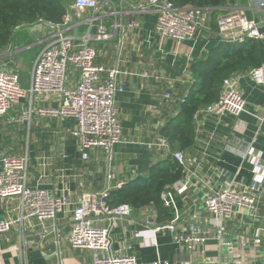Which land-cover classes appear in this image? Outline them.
I'll list each match as a JSON object with an SVG mask.
<instances>
[{
    "label": "crops",
    "instance_id": "crops-1",
    "mask_svg": "<svg viewBox=\"0 0 264 264\" xmlns=\"http://www.w3.org/2000/svg\"><path fill=\"white\" fill-rule=\"evenodd\" d=\"M59 1L67 12L74 2ZM112 1L119 11V21L125 27L115 32L111 26L113 17H102L113 37L105 41L92 40V43L97 50V65L127 72L120 75V79L126 81V91L119 95L116 103L123 142L114 147L111 156L104 149H93L84 160L79 141L72 134L77 124L75 119L34 116L29 121L11 122L7 115L0 117V154L9 151L28 155L31 184H35L39 176L40 157L49 156L51 165L41 187L55 194L66 192L74 201L106 189L114 192L133 181H143L154 169L162 168L166 171L167 181H163L160 191L157 193L156 189L154 196L145 203H128L132 208L131 215L114 226V253L133 252L139 264H153L159 258L169 264H264V89L248 75L253 67L264 62V0H227L221 6L213 7L208 29H201L194 39L181 42L161 39L156 31L157 13L139 9L146 0ZM241 9L257 24L262 37H245L240 41L219 36L218 19ZM131 21L135 22L133 27L129 26ZM87 28L82 24L79 33L83 35ZM96 31L93 27L92 33ZM47 32L45 27L18 28L3 54L4 62L10 64L6 69L19 77L24 89L31 86L34 65L47 42ZM225 44L246 45L245 67L234 70L224 80L225 83L229 77H240V90L247 100L246 111L238 118L232 115L218 117L204 114L207 105H203L188 122L173 129L178 125L176 119L186 98L198 86L194 64L209 60L213 49ZM20 65L26 68L25 86L20 79ZM79 80L78 69L70 65L67 85L75 87ZM169 93L172 98H167ZM59 104L58 96L28 94L9 115L22 114L30 106L57 107ZM162 138H168L170 146L155 145ZM249 145L259 154V159L254 162L243 161L232 149ZM176 151L185 154V164L175 158ZM255 168L260 175L253 172ZM187 169L195 173V188L185 194H175L176 207L166 205L161 198L162 191L183 179ZM230 182L261 192L259 218L236 216L220 231L204 206V194L209 184ZM18 207V199H0V218H18ZM177 214L180 215L179 232H190L194 226L213 238L192 252L184 249L168 230L155 234V226L168 223ZM99 224L107 226L108 219ZM47 227L49 233L45 242L41 240V227L28 229L25 234L15 224L10 231L1 233L0 264L23 263L17 246L24 239L27 264H52L59 251L66 264H92V250H75L69 244V217L61 215ZM256 249L260 250L259 257H256Z\"/></svg>",
    "mask_w": 264,
    "mask_h": 264
},
{
    "label": "built area",
    "instance_id": "built-area-1",
    "mask_svg": "<svg viewBox=\"0 0 264 264\" xmlns=\"http://www.w3.org/2000/svg\"><path fill=\"white\" fill-rule=\"evenodd\" d=\"M139 9L153 10L157 13V34L161 39L186 41L194 39L201 29H208L210 12L213 7H195L175 5L170 0H146ZM118 9L112 0H74L69 11L61 22H53L43 18L28 28L43 25L47 29V42L41 49L32 72V82L29 89H24L19 77L6 69L9 63L3 60V54L8 48L0 49V117L9 116L11 122L29 121L35 117H56L60 119L73 118L77 122L72 134L79 141V150L84 160L89 158L93 149H104L109 156L116 145L123 142L122 124L119 119L117 99L126 91V81L120 79L127 72L118 68L106 69L97 65L95 59L97 50L92 40L105 41L113 37L102 17H113L111 26L116 32L124 28L119 21ZM82 24L88 26L83 35L79 33ZM134 21L129 23L133 27ZM93 27L97 28L92 33ZM21 28V27H19ZM217 31L223 39L243 41L245 37L260 38L262 34L257 24L249 20L243 9L224 15L218 19ZM11 63V62H10ZM73 65L80 73V80L75 87H69L68 68ZM249 77L264 89V62L249 71ZM41 94L58 96L60 104L57 107H32L22 114H11L10 111L19 106L27 95ZM172 98V94H167ZM247 109V100L240 90V77H229L222 88L218 99L207 105L203 111L206 115L222 117L232 115L240 117ZM155 145L170 146L168 138H162ZM232 149L243 161L259 159V154L252 145L246 148ZM182 165L186 163L182 151L174 153ZM41 168L35 184H31L28 175L30 158L28 155H17L5 151L0 154V199H18L20 216L0 218V234L10 231L15 224L26 234L28 229L41 227V240L45 242L49 233L47 224L55 222L61 215L69 217L71 228L68 241L72 249L92 250V264H139L138 257L133 252L114 253L112 230L119 220L129 217L132 208L128 203L109 205V190H103L95 195H83L74 201L68 193H51L41 187L42 180L48 174L51 165L50 157L43 155L39 159ZM57 171L59 169H56ZM257 175V168L253 169ZM192 169H187L183 179L176 181L168 190L161 193L166 205L176 207L175 194H185L194 189ZM60 176H63L61 174ZM204 194V206L217 222L220 231L225 224L236 216L259 218V199L261 192L247 187H238L233 182L226 185L209 184ZM177 214L168 223L157 225L154 232L168 230L175 239L188 251L194 252L200 244H205L211 236L191 227L190 232H179ZM108 219V225L102 226L99 221ZM26 240L17 246L21 252L22 264H27ZM60 246V241L57 240ZM259 257L260 250H255ZM239 263H242L239 260ZM52 264H66L62 253H57V259ZM153 264H169L157 259Z\"/></svg>",
    "mask_w": 264,
    "mask_h": 264
},
{
    "label": "trees",
    "instance_id": "trees-1",
    "mask_svg": "<svg viewBox=\"0 0 264 264\" xmlns=\"http://www.w3.org/2000/svg\"><path fill=\"white\" fill-rule=\"evenodd\" d=\"M175 5L195 7H217L227 0H170ZM67 13V8L59 0H0V49L6 48L13 38L15 31L28 28L38 18L53 22H61ZM28 26V27H27ZM244 44H225L213 49L210 59L194 64L193 70L199 80L197 88L193 89L186 98L180 116L176 119L178 126L188 122L193 114L203 105H209L218 99L224 80L236 69L244 68L246 58ZM259 66V65H258ZM257 67V66H255ZM167 181L166 171L154 169L145 180L133 181L120 189L111 192L108 197L109 205L122 203H145L160 191ZM161 186V187H160Z\"/></svg>",
    "mask_w": 264,
    "mask_h": 264
},
{
    "label": "rangeland",
    "instance_id": "rangeland-1",
    "mask_svg": "<svg viewBox=\"0 0 264 264\" xmlns=\"http://www.w3.org/2000/svg\"><path fill=\"white\" fill-rule=\"evenodd\" d=\"M25 70L26 68L20 65V72H21L20 79H21L23 86H25L27 82V75H26L27 73H25Z\"/></svg>",
    "mask_w": 264,
    "mask_h": 264
},
{
    "label": "water",
    "instance_id": "water-1",
    "mask_svg": "<svg viewBox=\"0 0 264 264\" xmlns=\"http://www.w3.org/2000/svg\"><path fill=\"white\" fill-rule=\"evenodd\" d=\"M35 27H39L40 29H43V25H36V26H32V27H30V28H35Z\"/></svg>",
    "mask_w": 264,
    "mask_h": 264
}]
</instances>
